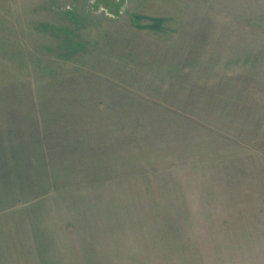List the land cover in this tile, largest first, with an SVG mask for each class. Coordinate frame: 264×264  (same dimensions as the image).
I'll list each match as a JSON object with an SVG mask.
<instances>
[{
  "label": "rangeland",
  "instance_id": "rangeland-1",
  "mask_svg": "<svg viewBox=\"0 0 264 264\" xmlns=\"http://www.w3.org/2000/svg\"><path fill=\"white\" fill-rule=\"evenodd\" d=\"M0 264H264V0H0Z\"/></svg>",
  "mask_w": 264,
  "mask_h": 264
}]
</instances>
